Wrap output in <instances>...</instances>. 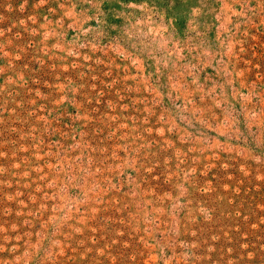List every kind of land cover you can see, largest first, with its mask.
<instances>
[{
  "label": "rangeland",
  "instance_id": "1",
  "mask_svg": "<svg viewBox=\"0 0 264 264\" xmlns=\"http://www.w3.org/2000/svg\"><path fill=\"white\" fill-rule=\"evenodd\" d=\"M0 264H264V0H0Z\"/></svg>",
  "mask_w": 264,
  "mask_h": 264
}]
</instances>
